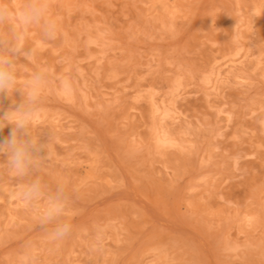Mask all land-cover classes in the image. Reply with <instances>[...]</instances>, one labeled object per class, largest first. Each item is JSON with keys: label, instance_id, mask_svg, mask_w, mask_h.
Wrapping results in <instances>:
<instances>
[{"label": "rangeland", "instance_id": "1", "mask_svg": "<svg viewBox=\"0 0 264 264\" xmlns=\"http://www.w3.org/2000/svg\"><path fill=\"white\" fill-rule=\"evenodd\" d=\"M50 3L60 33L27 30L17 87L48 69L39 175L73 229L41 230L0 154V264H264V0Z\"/></svg>", "mask_w": 264, "mask_h": 264}, {"label": "clouds", "instance_id": "2", "mask_svg": "<svg viewBox=\"0 0 264 264\" xmlns=\"http://www.w3.org/2000/svg\"><path fill=\"white\" fill-rule=\"evenodd\" d=\"M50 7V0H24L17 12L6 0H0V25L9 26L6 35L0 34V97L4 94L11 97L16 90H20L23 96L18 106L0 115V130L8 124L13 125L9 137L0 141V154L7 155L6 168L19 181L13 196L28 207H36L41 230L59 241L68 237L73 229L62 219L72 196L65 184L57 183L52 188L41 179L39 174L49 159L50 142L40 143L39 133L34 131L49 71L46 67H39L20 88L17 87L16 63L18 54L27 60L35 56V48L24 51L25 35L30 27L39 26L44 40L57 38L60 21L50 13ZM45 148L47 156L43 157L40 152Z\"/></svg>", "mask_w": 264, "mask_h": 264}]
</instances>
